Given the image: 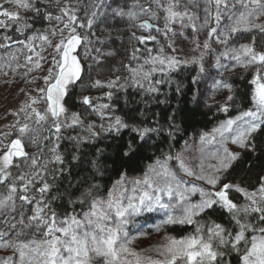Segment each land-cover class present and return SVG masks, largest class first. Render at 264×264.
<instances>
[{"label":"snow or ice","instance_id":"obj_1","mask_svg":"<svg viewBox=\"0 0 264 264\" xmlns=\"http://www.w3.org/2000/svg\"><path fill=\"white\" fill-rule=\"evenodd\" d=\"M82 3L0 0V49L11 61L24 54L28 73L45 71L30 81H43L36 95L28 94L11 113L17 119L0 131V264H264V175L251 188L228 179L241 157L231 146L255 152L256 134L264 131V42L258 45L256 36L239 42L253 31L264 40V0H87L81 9ZM37 21L48 26L36 28ZM121 49L127 63L109 65ZM206 56L215 57L221 77L236 67L250 74L248 106L237 103L233 84L214 81L215 91L227 92L217 111L236 114L199 133L198 159L164 154L138 177L122 173L106 198H98L97 185L79 195H52L53 181L64 171L66 130L86 133L68 137L78 149L128 129L134 135L120 153L131 158L141 147L137 141L161 129L116 115V92L135 86L155 93L171 73L190 65L198 67L193 83H199ZM75 89L80 110L70 112L67 98ZM169 129L170 137L178 130L174 123ZM57 200H67L68 207L58 210ZM85 205L86 211H76ZM155 210L165 213L154 225L157 232L168 225L191 231L165 235L154 248L137 252L129 218ZM216 212L227 224L210 215Z\"/></svg>","mask_w":264,"mask_h":264},{"label":"trees","instance_id":"obj_2","mask_svg":"<svg viewBox=\"0 0 264 264\" xmlns=\"http://www.w3.org/2000/svg\"><path fill=\"white\" fill-rule=\"evenodd\" d=\"M46 21H37L36 28L47 27ZM119 27H123L120 25ZM15 35L14 32L10 33ZM118 44L113 45V47ZM17 47V46H15ZM118 60L125 61L126 57L121 53ZM126 62V61H125ZM124 62V63H125ZM197 73V66L190 65L182 67L171 73L170 78L158 85V91L147 93L135 86H129L126 91H117L115 98V113L132 123H142L143 127L160 128L159 134H151L146 142L137 141L141 145L137 153L131 158H122L120 149L132 137L133 133L124 129L119 135L104 134L98 139L89 140L79 145L78 149L73 147V142L68 139L70 136L81 135L75 129H68L64 132V139L61 141V151L65 156L64 171L53 181L55 190L52 195H61L72 192L79 195L81 191L87 190L90 185L98 186V198L106 195L111 184L120 177L122 173L136 175L146 170L147 166L155 159L162 158L164 154L171 152L175 154L180 145L195 131L207 130L219 121L228 118L236 113L230 110L228 114L218 112L217 108L197 103L194 99L195 84L193 77ZM155 79H161L157 74ZM250 74L245 71H236L227 75L228 83L233 84L237 93V103L247 107L244 99L249 90L247 81ZM75 89L72 95L67 98L69 111H78L80 108L77 92ZM174 117V120L169 119ZM174 123L177 131L169 136V124ZM257 151H241L240 159L235 162L230 170L228 179L243 187H253L257 178L264 175V131L256 134ZM75 155L77 159H72ZM96 162V163H93ZM58 210L68 207L67 200H57ZM86 211L87 206H76V211ZM218 222L227 224L226 217L219 212L210 213ZM152 218L149 215L147 218ZM167 234L179 237L191 231L190 226L168 225Z\"/></svg>","mask_w":264,"mask_h":264},{"label":"rangeland","instance_id":"obj_3","mask_svg":"<svg viewBox=\"0 0 264 264\" xmlns=\"http://www.w3.org/2000/svg\"><path fill=\"white\" fill-rule=\"evenodd\" d=\"M109 2H112V0H109ZM116 2L119 3L121 2V0H116ZM245 2H247V0H245ZM83 3H87V0H83ZM83 3L81 4V9H83ZM239 7L240 6L237 3L236 8L239 9ZM80 14L81 16H83V11H81ZM251 36L257 37L258 45L259 43L264 42V40H262L261 38V34H259L256 31H253L250 34H244L243 39L240 40L239 42H248ZM201 38L203 39V36ZM117 44L118 46L116 47H119V41H117ZM149 46L151 47L152 45L149 44ZM181 47H183L186 52L190 50L189 45L186 42L182 43ZM13 48H15V45L13 46ZM213 48H218V46L213 44ZM48 51L50 52L51 49H48ZM121 53L123 54L122 49L120 51V54ZM120 54H118L114 59H110L108 61V64L119 66L118 56H120ZM44 55H47V52H45ZM125 61L124 62L127 63V59ZM9 62L11 66H9ZM25 63L26 62L24 59V54H19L18 61H11L10 57L8 56V52L4 49H0V131L6 130V126L13 123L17 119V117L12 115L11 113L15 112L20 107V105L27 100L28 94L35 96L36 93L33 90L37 86L43 83L42 79H37L35 83H30L33 77L40 78L45 74V71L34 70L31 73H28V68L23 66ZM214 64H215V57L206 56L204 63L205 72L198 77L199 83H194L195 84L194 99L199 103H204L206 105L216 108V103L218 101L220 103L224 102L227 92L226 90L215 91L213 88L214 81L219 80L221 78L226 79L227 75L233 74L236 71H245V70L240 67H236L234 71L224 72L223 77H221L220 72L213 66ZM47 67L48 64L45 63L44 69H47ZM87 71L88 69L86 66V72ZM121 71L123 75H127L126 71H124L123 69H121ZM198 71L199 69L197 67V72ZM104 72L105 75L108 74L106 69L104 70ZM92 75L93 76L96 75L95 70L92 71ZM195 76H197V73ZM38 107H42V105H38ZM93 119H95V117H93ZM214 126H212L210 129L207 130H197L193 132L180 145V147L176 150L175 153L183 152L185 157H187L189 160L194 161L198 159L200 155L198 151V135L201 132L210 131ZM75 130L81 132L82 136L86 135L83 129L76 128ZM185 142H187V146ZM231 147H233V150L235 151H240V149L235 148V146H231ZM155 160H153L150 164H153ZM174 166L175 165L173 163V167ZM141 174L142 172L136 175L127 174V177L131 179L133 177H138ZM119 179L120 177L117 178L111 184L106 195L101 198H106L108 196V193L113 190V186L116 185ZM185 179H191V178L185 177ZM149 215H151L152 218L150 217V219L142 220L143 217L147 218ZM164 218H165V213L162 210H155L152 212L144 211L141 212L138 216L130 217L129 223L126 226V228L127 231L129 232V236L134 237V239L132 240L131 247L137 252H144L160 244L163 241L164 236L169 234H167V232L165 231L166 226L162 227L161 230L157 232L154 228V225L159 224L161 220ZM149 254L155 256L154 252ZM0 255H2V253H0Z\"/></svg>","mask_w":264,"mask_h":264}]
</instances>
